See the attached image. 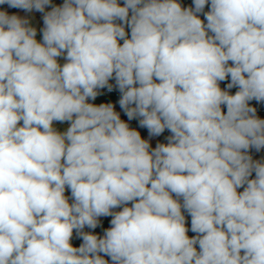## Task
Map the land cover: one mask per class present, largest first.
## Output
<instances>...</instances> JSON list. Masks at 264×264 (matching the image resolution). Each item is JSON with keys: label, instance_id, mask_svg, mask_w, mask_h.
I'll return each mask as SVG.
<instances>
[{"label": "clouds", "instance_id": "9594fccd", "mask_svg": "<svg viewBox=\"0 0 264 264\" xmlns=\"http://www.w3.org/2000/svg\"><path fill=\"white\" fill-rule=\"evenodd\" d=\"M3 5L0 264H264V0Z\"/></svg>", "mask_w": 264, "mask_h": 264}, {"label": "rangeland", "instance_id": "374dc122", "mask_svg": "<svg viewBox=\"0 0 264 264\" xmlns=\"http://www.w3.org/2000/svg\"><path fill=\"white\" fill-rule=\"evenodd\" d=\"M181 2H182V3H185V4H190V3H191V0H181ZM62 3H63V0H53V4L58 5V4H62ZM1 7H7V5H3V6H1ZM205 10H207V8H206ZM10 12H11V11H10ZM29 15H30V18H32V23H33L34 25L38 26V28H39V27H42V14L33 12V13H30ZM38 34H39V33H38ZM112 83L114 84V81H112ZM233 91H235V89H233ZM102 93H103V94H102L101 96H99V97L97 98L96 101H93V103H100V102H109V103H113V104L116 106L117 111H120V109H119V105H118V103H117V101H118V99H119V93H118V91L115 89V87L113 88V91H111V92H108L107 90H102ZM253 106H257L258 109H259V107H260V106H258V105H255V102H253ZM258 115H259L261 118H264V111H263V110H262V111H258ZM121 117H122V119L127 120V117L124 116L123 112H121ZM129 123H130V126H131V127H136V128L139 127V126H138V123H137L136 121H131V122H129ZM55 127H56L58 130H60V131H64V130H66V128H67V124H66V123H65V124H59V123H57V124L55 125ZM142 136H144L145 138H147V134L142 135ZM165 137H166V135L163 134V135H162L161 137H159V138L151 139L150 142L152 143V145H153V147H154L157 141L166 143L167 141L165 140ZM250 154L253 156V159H254V160L259 159V160L264 161V150H261L260 152H256L255 149H254V150L251 151ZM186 215H187V214H186ZM107 219L110 220V218H102L101 223L105 222V220H107ZM188 220H189V226H190V218H188ZM96 231H97L98 233L102 234V227L96 229ZM189 235H190V236H191V235H194V233L189 232ZM80 242H81V241H80L79 239H76V238L74 237V239H73V244H74V246H79V243H80Z\"/></svg>", "mask_w": 264, "mask_h": 264}, {"label": "trees", "instance_id": "16d2710c", "mask_svg": "<svg viewBox=\"0 0 264 264\" xmlns=\"http://www.w3.org/2000/svg\"><path fill=\"white\" fill-rule=\"evenodd\" d=\"M206 8H207V7H206ZM262 110L264 111V108H262V107L260 106L259 109H258V111H262ZM137 130L141 131L142 135L147 134V131H146L145 129H140V128L138 127ZM164 134H165L166 136L169 135V133H168L167 131H166ZM252 150H254V149H252ZM252 150H251V151H252ZM108 226H110V225H109V219L105 220V222L102 223V228H106V227H108Z\"/></svg>", "mask_w": 264, "mask_h": 264}, {"label": "crops", "instance_id": "0c3cea01", "mask_svg": "<svg viewBox=\"0 0 264 264\" xmlns=\"http://www.w3.org/2000/svg\"><path fill=\"white\" fill-rule=\"evenodd\" d=\"M2 8H7V7H2ZM9 11H11V12H18V14H20L21 16H28V17H30V15H29L30 13H24V12L19 11L17 9H9Z\"/></svg>", "mask_w": 264, "mask_h": 264}]
</instances>
